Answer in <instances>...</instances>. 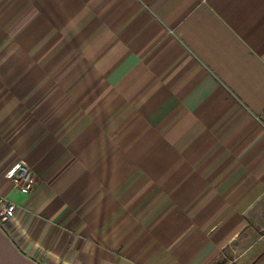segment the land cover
<instances>
[{
    "label": "crops",
    "instance_id": "crops-1",
    "mask_svg": "<svg viewBox=\"0 0 264 264\" xmlns=\"http://www.w3.org/2000/svg\"><path fill=\"white\" fill-rule=\"evenodd\" d=\"M0 194V264H264V0H0Z\"/></svg>",
    "mask_w": 264,
    "mask_h": 264
},
{
    "label": "built area",
    "instance_id": "built-area-1",
    "mask_svg": "<svg viewBox=\"0 0 264 264\" xmlns=\"http://www.w3.org/2000/svg\"><path fill=\"white\" fill-rule=\"evenodd\" d=\"M11 179L13 187L19 192L29 195L38 183V177L30 164L25 161L16 162L5 172ZM18 211L16 202L0 194V221L4 222L15 218Z\"/></svg>",
    "mask_w": 264,
    "mask_h": 264
}]
</instances>
